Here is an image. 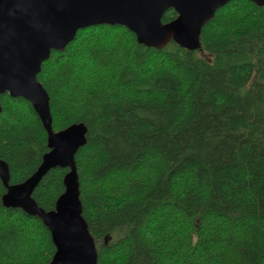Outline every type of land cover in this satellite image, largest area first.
Listing matches in <instances>:
<instances>
[{
    "label": "trees",
    "instance_id": "16d2710c",
    "mask_svg": "<svg viewBox=\"0 0 264 264\" xmlns=\"http://www.w3.org/2000/svg\"><path fill=\"white\" fill-rule=\"evenodd\" d=\"M201 43L156 50L103 25L43 64L54 131L88 128L76 162L98 264H264V7L231 2ZM0 101V159L17 185L41 165L48 135L28 101ZM68 172L44 177L41 208L55 209ZM6 192L0 179V264H49V229L4 207Z\"/></svg>",
    "mask_w": 264,
    "mask_h": 264
},
{
    "label": "water",
    "instance_id": "95a60500",
    "mask_svg": "<svg viewBox=\"0 0 264 264\" xmlns=\"http://www.w3.org/2000/svg\"><path fill=\"white\" fill-rule=\"evenodd\" d=\"M236 0H0V97L28 101L48 135L49 152L37 171L12 185L9 164L0 159V179L7 192L6 208L38 217L49 229L56 252L49 264H98L97 245L83 216L76 156L87 143L88 128L76 123L55 132L50 96L38 76L53 52H64L80 30L121 26L139 45L162 50L171 42L188 51L201 49L204 28L217 12ZM264 7V0H250ZM175 10V21L163 17ZM3 107L0 101V115ZM68 169L65 192L55 209L46 211L33 198L44 177Z\"/></svg>",
    "mask_w": 264,
    "mask_h": 264
}]
</instances>
